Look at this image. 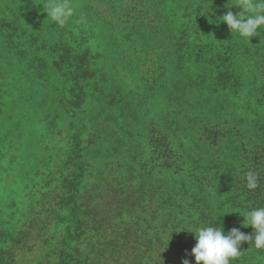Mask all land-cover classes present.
Returning a JSON list of instances; mask_svg holds the SVG:
<instances>
[{
  "label": "rangeland",
  "instance_id": "1",
  "mask_svg": "<svg viewBox=\"0 0 264 264\" xmlns=\"http://www.w3.org/2000/svg\"><path fill=\"white\" fill-rule=\"evenodd\" d=\"M1 1L18 25L0 29L4 232L35 199L33 214L43 207L38 216L49 215L57 235L70 231L66 240L94 204L89 226L109 230L132 204L116 162L128 174L133 154L150 166L171 161L182 133L207 149L219 139L203 128L234 115L224 100L230 58L246 84L239 114L264 101V27L248 42L219 22L241 11L225 7L235 0H71L77 15L62 27L41 10L45 0Z\"/></svg>",
  "mask_w": 264,
  "mask_h": 264
},
{
  "label": "trees",
  "instance_id": "2",
  "mask_svg": "<svg viewBox=\"0 0 264 264\" xmlns=\"http://www.w3.org/2000/svg\"><path fill=\"white\" fill-rule=\"evenodd\" d=\"M1 5L0 29L18 27L10 7ZM234 60L230 58L224 72L233 76L225 83L231 92L224 100L234 102V115L224 116L222 112L219 121L205 123L203 133L220 135L208 149L186 141L182 133L178 151H168L166 156L171 161L150 166L133 154L126 159L131 170L128 174L121 172V162H116L114 172L132 204L109 230L89 226L94 204L84 209V217L73 230L74 238L66 240L70 231L63 232H69L66 236L57 235L54 220L49 215L38 216L43 211L41 206L33 214L39 200L30 199L31 210H23L8 231L0 229V264H181L185 258L195 264L187 253L196 241L186 230L222 225L225 233L236 227L252 234L251 226L242 227L240 215L264 207V101L256 96L254 113L239 114L246 102V84ZM248 171L258 175L256 189L246 187ZM67 184L72 194H66L65 200L73 201L75 186ZM42 202L52 207V199ZM241 253L231 264H264V249L242 242Z\"/></svg>",
  "mask_w": 264,
  "mask_h": 264
},
{
  "label": "clouds",
  "instance_id": "3",
  "mask_svg": "<svg viewBox=\"0 0 264 264\" xmlns=\"http://www.w3.org/2000/svg\"><path fill=\"white\" fill-rule=\"evenodd\" d=\"M40 5L46 16L61 27L77 15V6L72 4L71 0H45ZM226 5V8L239 7L241 11L236 14L227 11L219 16L221 17L219 22H224L231 32L247 38L248 42L250 37L258 34V29L264 27V0H235L230 6ZM76 22L85 24V15L80 14ZM245 179L249 190L258 187L257 173L248 171L245 173ZM240 216L243 217L242 227L251 226L252 234H245L236 227L225 233L222 225L200 226L194 231L186 230L194 234L196 241L187 255L194 257L195 264H231L242 254V242L250 243L258 250L264 249V207L253 208ZM181 264H191V262L185 258L182 259Z\"/></svg>",
  "mask_w": 264,
  "mask_h": 264
}]
</instances>
